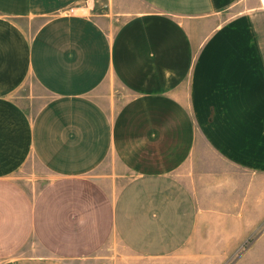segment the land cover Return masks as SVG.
I'll use <instances>...</instances> for the list:
<instances>
[{"label":"crops","instance_id":"0c3cea01","mask_svg":"<svg viewBox=\"0 0 264 264\" xmlns=\"http://www.w3.org/2000/svg\"><path fill=\"white\" fill-rule=\"evenodd\" d=\"M252 202L264 0H0V264H166Z\"/></svg>","mask_w":264,"mask_h":264},{"label":"rangeland","instance_id":"374dc122","mask_svg":"<svg viewBox=\"0 0 264 264\" xmlns=\"http://www.w3.org/2000/svg\"><path fill=\"white\" fill-rule=\"evenodd\" d=\"M31 107L34 110L37 105L28 104ZM18 176L24 177L20 181L26 187L37 190L49 180L50 173L32 159ZM219 219V223L203 225L166 264H264V203L252 202L244 220Z\"/></svg>","mask_w":264,"mask_h":264}]
</instances>
